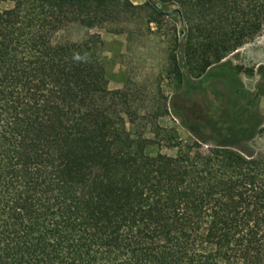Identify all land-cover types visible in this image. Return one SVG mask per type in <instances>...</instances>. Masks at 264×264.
<instances>
[{
	"label": "trees",
	"instance_id": "1",
	"mask_svg": "<svg viewBox=\"0 0 264 264\" xmlns=\"http://www.w3.org/2000/svg\"><path fill=\"white\" fill-rule=\"evenodd\" d=\"M6 1L0 264H264V152L182 145L158 123L169 109L160 91L108 88L98 36L55 40L130 8L149 23L175 18L168 71L186 92L262 33L264 0ZM259 74L253 98L264 96Z\"/></svg>",
	"mask_w": 264,
	"mask_h": 264
},
{
	"label": "rangeland",
	"instance_id": "2",
	"mask_svg": "<svg viewBox=\"0 0 264 264\" xmlns=\"http://www.w3.org/2000/svg\"><path fill=\"white\" fill-rule=\"evenodd\" d=\"M128 1L134 6L145 2ZM13 5L6 1L0 5V11L11 9ZM148 17L147 10L130 8L91 30L67 24L55 35V40L82 43L98 36L102 42L108 88L117 90L135 85L137 89H145L149 97L160 91L167 98L169 109L158 123L175 130L182 145L221 144L247 155L262 154L264 96H253L261 79L259 69L264 67V26L253 41L227 56L205 75L191 79L192 86L185 92L184 86H179L169 74L167 64L171 41L179 36L181 26L175 18H163L155 24L149 23ZM142 96L141 102L150 105L149 98ZM207 145L202 146L206 149ZM156 151L154 149L152 154ZM160 151L170 156L176 154L174 149Z\"/></svg>",
	"mask_w": 264,
	"mask_h": 264
}]
</instances>
